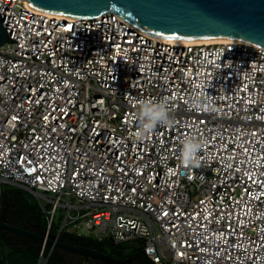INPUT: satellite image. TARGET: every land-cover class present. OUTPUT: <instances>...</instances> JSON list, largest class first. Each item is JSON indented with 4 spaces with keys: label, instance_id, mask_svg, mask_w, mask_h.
Segmentation results:
<instances>
[{
    "label": "built area",
    "instance_id": "1",
    "mask_svg": "<svg viewBox=\"0 0 264 264\" xmlns=\"http://www.w3.org/2000/svg\"><path fill=\"white\" fill-rule=\"evenodd\" d=\"M0 16L14 40L0 46V212L3 185L51 206L38 202V264L63 230L141 240L153 264H264V49L162 42L116 14L23 0ZM141 101H165L171 123L138 136Z\"/></svg>",
    "mask_w": 264,
    "mask_h": 264
},
{
    "label": "water",
    "instance_id": "2",
    "mask_svg": "<svg viewBox=\"0 0 264 264\" xmlns=\"http://www.w3.org/2000/svg\"><path fill=\"white\" fill-rule=\"evenodd\" d=\"M36 11L75 19L116 14L141 33L162 40L224 39L264 49V0H23ZM10 39L0 16V46ZM31 192V191H30ZM33 193V192H32ZM0 231L44 242V234L0 220ZM57 249L104 264H131L101 251L73 246L58 239ZM1 264V262H0Z\"/></svg>",
    "mask_w": 264,
    "mask_h": 264
},
{
    "label": "trees",
    "instance_id": "3",
    "mask_svg": "<svg viewBox=\"0 0 264 264\" xmlns=\"http://www.w3.org/2000/svg\"><path fill=\"white\" fill-rule=\"evenodd\" d=\"M0 220L12 226L28 230L37 234H43L47 230V221L38 202L32 200L29 193L24 189L3 185L1 195ZM61 221L52 223L50 228V238L59 233ZM59 239L64 243L91 248L101 251L119 260H130L131 264H153L144 254L143 245L138 247L137 241L126 243L125 251H118V245L110 240L97 242L92 237L68 233L63 230ZM111 243H110V242ZM143 242V241H142ZM41 244L8 232L0 231V262L1 264H37L39 260ZM49 247L47 246L46 252ZM76 256L69 255L55 248L49 259L50 264H88L90 258L80 256L79 261ZM94 264H104L96 262Z\"/></svg>",
    "mask_w": 264,
    "mask_h": 264
},
{
    "label": "clouds",
    "instance_id": "4",
    "mask_svg": "<svg viewBox=\"0 0 264 264\" xmlns=\"http://www.w3.org/2000/svg\"><path fill=\"white\" fill-rule=\"evenodd\" d=\"M193 104L197 109L200 108L199 101H194ZM135 115L141 130L137 134L138 136H143L146 132H150L157 125L167 126L171 123L165 101H141ZM198 150L199 145L192 141H187L184 147L185 163H190Z\"/></svg>",
    "mask_w": 264,
    "mask_h": 264
},
{
    "label": "rangeland",
    "instance_id": "5",
    "mask_svg": "<svg viewBox=\"0 0 264 264\" xmlns=\"http://www.w3.org/2000/svg\"><path fill=\"white\" fill-rule=\"evenodd\" d=\"M25 191L29 193V196H30V198H31L32 200L41 203V204H42L45 208H47L48 210L51 209V206L47 205V202L45 201V199L36 196L34 193H32V192H30V191H27V190H25ZM62 216H63V212L59 210V211H58V214H57V217H56V223L62 220ZM84 231H86V230H84ZM86 232H87V231H86ZM109 242H110V241H109ZM110 243H111V242H110ZM137 245H138V247H140V246L144 245V243H143L142 241H138V242H137ZM41 248H42V244H41ZM117 248H118V251H121V252H122V250L125 251L124 249L126 248V243L119 244V246H118ZM40 251H41V250H40ZM63 252H64V251H63ZM64 253H67V254H69V255L76 256V257H77L76 260H78V261H79L80 256H81V255L74 254V253H68V252H64ZM83 257H84V256H83ZM96 262H101V261H98V260H95V259H91V258H90V262H88V264H94V263H96ZM102 263H103V262H102ZM37 264H38V263H37ZM47 264H50V263H47ZM83 264H84V263H83Z\"/></svg>",
    "mask_w": 264,
    "mask_h": 264
},
{
    "label": "bare ground",
    "instance_id": "6",
    "mask_svg": "<svg viewBox=\"0 0 264 264\" xmlns=\"http://www.w3.org/2000/svg\"><path fill=\"white\" fill-rule=\"evenodd\" d=\"M157 40L162 42L173 43V44H215V43L228 41L224 39H210V40H201V41H176V40H162V39H157Z\"/></svg>",
    "mask_w": 264,
    "mask_h": 264
},
{
    "label": "crops",
    "instance_id": "7",
    "mask_svg": "<svg viewBox=\"0 0 264 264\" xmlns=\"http://www.w3.org/2000/svg\"><path fill=\"white\" fill-rule=\"evenodd\" d=\"M44 213V212H43ZM45 214V213H44ZM3 232V231H2Z\"/></svg>",
    "mask_w": 264,
    "mask_h": 264
}]
</instances>
